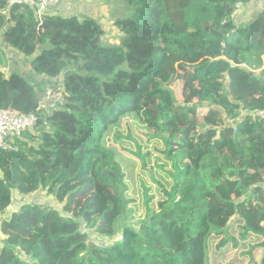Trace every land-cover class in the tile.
Masks as SVG:
<instances>
[{"label":"trees","instance_id":"16d2710c","mask_svg":"<svg viewBox=\"0 0 264 264\" xmlns=\"http://www.w3.org/2000/svg\"><path fill=\"white\" fill-rule=\"evenodd\" d=\"M125 1L115 45L93 18L38 20L0 0L3 44L30 58V77L6 76L0 48V109L36 117L0 151V215L14 195L41 190L62 204H25L2 219L0 264H240L223 260L256 243L260 253L246 254L264 264V120L238 118L264 109V7L237 24L253 0ZM59 77L62 105L40 109L43 84ZM121 148L134 150L126 158ZM155 148L171 179L156 200L132 173ZM119 230V242L90 241Z\"/></svg>","mask_w":264,"mask_h":264},{"label":"rangeland","instance_id":"374dc122","mask_svg":"<svg viewBox=\"0 0 264 264\" xmlns=\"http://www.w3.org/2000/svg\"><path fill=\"white\" fill-rule=\"evenodd\" d=\"M115 0H87V4L84 5V8H86V6H88V8H86L89 12V14L93 15L94 17H97L99 14H102L104 17L102 19V22L105 23V31L107 32V36H108V41L111 42L112 44L117 45L116 43H118V40L114 39V35L112 33H114L116 31V27L114 25L113 20L116 19L118 17H123V16H127L128 15V5L127 2L118 0L117 3L115 2ZM258 1V0H256ZM255 1V6L254 5H245V6H241L236 12H235V19L240 22H247L248 20H251L254 18L255 13H258L261 11V8L264 7V2H256ZM113 4L116 6V11L114 13V10L112 9L111 11V4ZM254 14V15H253ZM110 30L112 31L110 33ZM6 47L3 42H2V38H1V34H0V48ZM9 51V50H7ZM7 51L4 50V53L7 56ZM18 57H14L11 55V66H7L5 68L2 69V71L4 72V74L6 76L10 75L11 72H21L23 74H26L28 77H30L29 74V67H30V62L29 59L27 57H22L21 55L15 54ZM22 68V69H19ZM33 77V76H32ZM39 78V77H38ZM41 78H44L43 76ZM29 81L30 78H27ZM33 79H35V77H33ZM46 87H56V86H62V80L61 78H58L56 80H54L53 82L50 81L49 84H43ZM174 92L176 91V87L173 85L171 87ZM38 91V89H36ZM61 91H63V88H60ZM58 109V108H57ZM201 114H203L202 110L200 111ZM125 129V127H124ZM136 130V134L138 135V137L140 138V140H148L143 134V132L140 131V129H135ZM160 148V146H159ZM158 148V149H159ZM134 150V148H127V149H122L121 151L124 152V156H130V152ZM151 151H153V153H151L150 159H145V161L147 162L148 168L145 171H141V165H142V160H140V162L135 163L134 165H132V173L134 175H137L139 177H144L146 184L150 190L149 195H153L154 196V200H156L159 196V190L161 191V187L159 185V182L162 184H166V183H170L171 179L166 175V171L170 170V163L163 161L164 156L162 154H159L157 152V149H152ZM158 153V154H156ZM127 158V157H126ZM160 162H159V161ZM126 163V161L124 162V164ZM165 164V169H160L159 166ZM164 167V166H162ZM126 176H130V174L128 172H125ZM151 173L155 174L154 180L151 179ZM131 178V176H130ZM129 182V192L136 196L137 195V189L138 187L141 188L140 183L138 181V179L135 177L134 180L130 181L127 180V183ZM144 184V183H142ZM25 204H37V205H45V206H49L59 212H62V204L58 203L56 201V199L48 194L45 190L44 191H37L31 195H28L26 197H21L18 195H14L13 198V203L10 206L9 210L7 211L6 214L4 215H0V221L4 218H8L10 213L12 211H16L18 210L22 205ZM233 219L231 218V220L229 221L227 226H230L231 224L233 225ZM234 226V225H233ZM136 227V226H135ZM82 230L84 232H87L85 229L82 228ZM89 237H90V241H94L96 243H100L102 245H106V244H110V243H114V242H119L122 238L121 236V230H119V232L117 233V235L110 241L106 240L105 238H102L100 236L97 235H93L91 232L89 233ZM4 240H5V236H3V234L0 232V247L4 244ZM257 244V243H256ZM256 244L254 245H246L243 249H239L237 250V252H235V249L229 252V257L227 259L223 260V263H226L229 261H231L232 259H234L235 256H237L238 261H240V264H256V260H254V262L252 263L250 261V256H248L246 253L248 250H253L255 254L260 253V251L262 250V248H258L254 250V247L256 246ZM249 248V249H248ZM17 254L20 258H22L24 261H28V258L26 256L23 255V253L21 251H17Z\"/></svg>","mask_w":264,"mask_h":264},{"label":"built area","instance_id":"2783aa9c","mask_svg":"<svg viewBox=\"0 0 264 264\" xmlns=\"http://www.w3.org/2000/svg\"><path fill=\"white\" fill-rule=\"evenodd\" d=\"M67 1L70 0H6V3L8 8L26 6L40 20L42 16L57 11L58 7ZM61 87L48 88L42 93L40 109L46 110L47 107L57 109L62 105L63 91L60 90ZM247 114H250L253 120H264V109L241 110L238 112V118ZM35 122L36 117L33 114H21L12 109H0V151L9 149L15 140L21 139L26 131H31Z\"/></svg>","mask_w":264,"mask_h":264},{"label":"crops","instance_id":"0c3cea01","mask_svg":"<svg viewBox=\"0 0 264 264\" xmlns=\"http://www.w3.org/2000/svg\"><path fill=\"white\" fill-rule=\"evenodd\" d=\"M255 1L256 0H253L249 5H254L255 4ZM259 1H261V2H264V0H258V1H256V2H259ZM85 4H87V0H70V1H67V2H65V3H63V4H61L60 5V7H58V10L57 11H55V12H53V13H48V14H46V15H51V14H58V15H60V16H62V17H68V16H76V17H78L79 19H82L84 16H86V17H89V18H93V19H95V20H97L98 22H99V24L101 25V27H102V29H104L105 30V28H106V26H105V23L104 22H102V19H103V15L102 14H99L97 17H94L93 15H91V14H89V12H88V10L86 9V8H88V6H86V8H84V5ZM255 6V5H254ZM114 9V8H113ZM263 8H261V10H262ZM115 11H116V8L114 9V13H115ZM261 12V11H260ZM260 12H258V13H255V16L254 17H256ZM254 15V14H253ZM234 17H235V15H234ZM249 21V20H248ZM247 21V22H248ZM113 22H114V25H115V19L113 20ZM235 22L237 23V24H241L240 22H238L236 19H235ZM247 22H243V24H246ZM112 31L110 30V33H111ZM107 33V32H106ZM117 33V28H116V31L114 32V33H112L113 35H115ZM105 38H106V35H105ZM107 39V38H106ZM109 42V41H108ZM6 46V45H5ZM2 50H3V52H4V50L5 51H7V50H9V51H7V56H6V58H7V64L9 65V66H11V55L12 56H14V57H18L17 55H15V54H18V55H21V54H19L18 52H16V51H14V50H12V49H10L8 46H6V47H3V48H1ZM6 55V54H5ZM22 56V55H21ZM22 57H24V56H22ZM19 69H22V68H19ZM59 78H61V77H59ZM62 80V79H61ZM49 87H46L45 88V90L46 89H48ZM241 110V109H240ZM239 111V110H238Z\"/></svg>","mask_w":264,"mask_h":264}]
</instances>
